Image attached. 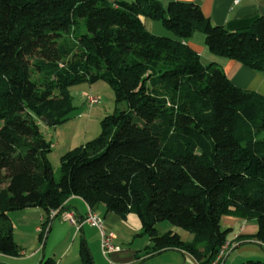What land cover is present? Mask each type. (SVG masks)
Masks as SVG:
<instances>
[{"label": "trees", "instance_id": "obj_1", "mask_svg": "<svg viewBox=\"0 0 264 264\" xmlns=\"http://www.w3.org/2000/svg\"><path fill=\"white\" fill-rule=\"evenodd\" d=\"M142 16L176 38L151 32ZM197 31L211 52L264 71V16L229 30L181 0H0V253L21 254L12 210L41 207L43 235L51 211L61 214L72 195L123 217L136 211L147 249L179 248L199 264L239 241L233 227L221 226L224 214L256 220L254 237L264 245V96L204 64L184 43ZM99 81L126 108L116 107L99 136L61 156L57 178L53 143L40 125L44 117L53 125L67 120L71 87ZM161 221L195 240L160 233ZM80 253L94 264L84 238Z\"/></svg>", "mask_w": 264, "mask_h": 264}, {"label": "rangeland", "instance_id": "obj_2", "mask_svg": "<svg viewBox=\"0 0 264 264\" xmlns=\"http://www.w3.org/2000/svg\"><path fill=\"white\" fill-rule=\"evenodd\" d=\"M156 23L159 27V31H156L158 35L174 37V33L165 28L160 21ZM71 93L73 96L74 110L69 114L68 119L56 125H47L44 122L40 125L49 142L53 143L57 140L60 141V145L58 147L53 146L49 154V159L57 178L61 174V156L67 152L66 150L69 148V144L72 143L73 145L71 146H77L99 136L102 131L103 119L107 115L115 112L116 107L120 109L126 108L125 102L117 104L113 88L105 81L78 83L71 87ZM90 96L97 97L98 101L89 104L88 98ZM65 145L68 147H65ZM24 209L25 208L16 209L10 212V217L13 222V237L14 240L15 237H17V241L18 239L20 241L27 240L26 242L28 244L25 245L31 254V250L36 248L33 242L35 238L33 239L32 235H40L36 230V226H41L42 220H40L39 216L36 219L32 218V220L27 223H25L26 221L24 222V220H20L21 217L23 218L21 212ZM83 210L85 211L84 207ZM97 210L103 212V215L106 213L104 226L108 231L113 230L115 231L114 233H117L119 238L116 237L115 243L118 244L121 249L105 255L101 246L100 230L93 227L91 224H85L86 233L92 236L87 244L92 254L94 264H196L191 256L183 254L182 251L175 247L158 252H153L150 248L147 249V247L151 245L150 236L148 234L139 235V233L144 232V224L136 211H130L123 217L114 212H107L104 205H100ZM40 211L41 214H45L42 208ZM239 219L240 218L235 215L224 214L221 218V226L226 228L227 226H231L229 223L230 221ZM54 222L57 224L56 230L60 226V235L56 236L57 233H55V230L52 236L47 237L49 231V227H47L42 235V239L39 240V238H37L38 245L43 246V244H46V248L52 250L55 244H59V241L63 242L62 244L64 245H72L74 243L73 250L79 251L81 233L77 231L76 226L70 220L65 222L60 217L54 219ZM252 223H255V230L253 232L256 234L259 228L258 222L254 220ZM25 224L28 226V231L20 233L19 230H22ZM157 228L160 233L173 229L180 234L182 240L186 243H192L195 240V234L193 232L185 228L174 226L168 221L159 222ZM255 234L253 236H255ZM29 236H32V241H30ZM252 241L253 243H247L245 245L250 247H258L260 245L258 240L254 239ZM146 250H149L150 253H147ZM48 253L50 254L49 256H53V253ZM56 259L58 260L59 257Z\"/></svg>", "mask_w": 264, "mask_h": 264}, {"label": "crops", "instance_id": "obj_3", "mask_svg": "<svg viewBox=\"0 0 264 264\" xmlns=\"http://www.w3.org/2000/svg\"><path fill=\"white\" fill-rule=\"evenodd\" d=\"M131 1V0H129ZM164 5L168 4L172 0H160ZM186 2H195L201 6L202 11L204 14L210 18V20L217 25H222L229 30H240L243 28H247L252 25L256 18L260 16H264V0H181ZM142 21L144 22L146 28L151 32L156 33L159 31V27L157 25L156 20H152L150 18L141 17ZM201 31L195 32V34L188 39L184 40V43L189 45L192 49L199 53L201 56V60L204 64H209L211 62L216 63L217 65L221 66L227 77L232 81L234 85L239 88L248 89L255 91L264 96V71H257L252 69L251 67L245 65L244 63L240 62L239 60L228 58L225 56L217 55L209 50L207 47L204 34L200 33ZM173 38H176L174 35ZM55 143V147L60 145V141L57 140ZM68 145V144H67ZM65 145V147H68ZM72 143L69 144V148L66 151L72 149ZM88 204L81 198L75 195H72L65 204L64 212H70L74 214L77 219L83 220L86 216ZM83 207L85 211L83 210ZM40 207H27L22 210L21 215L23 214V218L21 217L20 220H24L25 223L30 222L32 218L40 217V220H44L45 214H41ZM98 209V208H97ZM84 211V212H83ZM100 213L105 221V215L103 212L96 210ZM11 216V213H10ZM62 218L65 222L68 221L66 218L62 216H58ZM56 217V218H58ZM55 218V219H56ZM254 220H246L240 218L239 220L230 221L231 226L233 227L235 232L241 235L238 245L234 246L227 254L225 259L222 261L221 264H244L248 261H254V263L249 264H264V245H260L258 247H250L246 246L247 243H253L252 240H257L253 235L255 229ZM85 224H89L88 222L83 221L82 227L77 230L81 233L80 243L82 238H84L87 243L91 239V235L86 233ZM59 226V225H58ZM27 224L22 230L19 232H26ZM57 224L54 220L51 223V227L48 231V236H52L53 232L56 230ZM77 228V227H76ZM37 232L40 234L32 235L34 239V245L36 248L31 250V254L25 244H28L27 240L20 241L17 237H15V242L21 248V254L19 256H10L3 253H0V261L7 262L8 264H38L40 260L44 257H52L55 260V264H85L83 258L81 256L80 250H73L74 243L72 245H64L63 242L59 241V244H55L52 250H48L46 248V244L43 246H39L37 243V238L41 240L43 237L42 232V224L41 226H36ZM60 226L56 230V236H59ZM113 231V230H112ZM115 232V231H113ZM116 237H118L117 233ZM32 236L30 237V241H32ZM233 238V236H231ZM119 238V237H118ZM117 239V238H116ZM41 244V243H40ZM59 245V246H58ZM48 246V245H47ZM180 250L179 248H177ZM77 251V253H76ZM181 251V250H180ZM53 253V256H49L48 253ZM75 252V253H74ZM183 254L191 256L196 264H199L197 260L189 253L182 251ZM59 259L57 260L56 258Z\"/></svg>", "mask_w": 264, "mask_h": 264}, {"label": "built area", "instance_id": "obj_4", "mask_svg": "<svg viewBox=\"0 0 264 264\" xmlns=\"http://www.w3.org/2000/svg\"><path fill=\"white\" fill-rule=\"evenodd\" d=\"M97 101V97L90 96L88 98L89 104L96 103ZM52 145L54 146L55 143H53ZM58 216H62L63 218L70 220L77 227V230L82 227L83 221L88 222L93 227L98 228L101 234V246L105 255H108L113 251L121 249L120 246L115 243L116 234L113 231L107 230V228L104 226L103 217L91 206H87L86 216L83 220L77 219V217L70 212H64L59 214V209H53L50 213V217L56 218ZM236 245H238V241H227L220 249L219 253L217 254V257L210 264H221L227 256L228 252Z\"/></svg>", "mask_w": 264, "mask_h": 264}, {"label": "water", "instance_id": "obj_5", "mask_svg": "<svg viewBox=\"0 0 264 264\" xmlns=\"http://www.w3.org/2000/svg\"><path fill=\"white\" fill-rule=\"evenodd\" d=\"M44 122L47 124V125H53L54 124V122L53 121H51L50 119H48L47 117H44Z\"/></svg>", "mask_w": 264, "mask_h": 264}]
</instances>
